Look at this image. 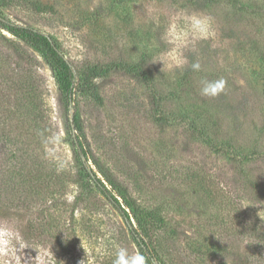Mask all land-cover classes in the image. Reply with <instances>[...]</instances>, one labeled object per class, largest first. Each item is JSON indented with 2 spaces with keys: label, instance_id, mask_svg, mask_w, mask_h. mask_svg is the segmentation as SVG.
<instances>
[{
  "label": "rangeland",
  "instance_id": "374dc122",
  "mask_svg": "<svg viewBox=\"0 0 264 264\" xmlns=\"http://www.w3.org/2000/svg\"><path fill=\"white\" fill-rule=\"evenodd\" d=\"M29 1L33 0H8L1 8L3 18L47 35L75 74L76 66L111 68L94 78L101 102L75 90L65 112L52 70L28 47L42 62L50 89L49 96L39 95L40 107L58 130L47 143L28 138L29 164H34V157L41 171L28 196L24 193L28 214L21 216L0 202V264H238L234 253L219 258L212 252L211 237L224 228L226 209L220 197H209L207 189L228 184L229 190H236L239 181L232 176L241 181L249 177L264 205V59L260 57L264 26L257 34L261 43L250 40L256 32L255 19L244 26L245 19H233L229 9L187 5V0H50L52 12H38ZM193 15L210 17L214 31L194 49L185 50L188 63L198 62L200 69L162 73L159 63H151L167 47L161 33L170 24L187 30V18ZM153 16L159 17V24ZM232 20L239 23V39L247 46L248 58L241 57L222 33ZM138 61L145 62L153 84L139 83L112 65ZM181 107L205 113L213 146L176 120ZM20 111L12 126L29 132V104L28 116L26 108ZM75 112L89 152L80 160L74 144ZM160 114L164 123L158 121ZM252 152L260 153V158L229 160ZM48 173L62 178L58 187H46L43 178ZM90 178L96 185L100 179L115 195L108 178L126 186L139 206L155 211L164 221L147 222L148 238L131 211L127 209V216L111 206L100 189L94 188L78 203L76 197ZM230 196H235L233 191Z\"/></svg>",
  "mask_w": 264,
  "mask_h": 264
},
{
  "label": "trees",
  "instance_id": "16d2710c",
  "mask_svg": "<svg viewBox=\"0 0 264 264\" xmlns=\"http://www.w3.org/2000/svg\"><path fill=\"white\" fill-rule=\"evenodd\" d=\"M7 1L0 0V202L4 206H8V209H14L19 215L26 216L28 214V188H33L34 180L41 178V171L36 169L38 163L34 157L32 158L34 164L31 166L35 167L32 168L29 164L31 155L28 151V138L36 143L41 141L47 143L49 138L57 134L58 130L56 123L45 115L40 107L41 103L38 99L41 96L39 95L49 96L50 89L46 84L47 76L43 71L42 62L32 50H28V47L35 49L44 63L52 70L56 78L58 102L65 112L68 111L70 102L74 100L75 90L87 92L95 101L101 102L102 98L97 91L94 78L102 76L105 72L107 73L111 67L100 68L96 64L83 68L76 66L75 74L72 66L60 53L56 43L47 35L3 18L1 8L7 5ZM29 3L38 12L53 11L50 0H33ZM118 3H121V1L118 0ZM192 3L205 4L225 11L229 9L233 19H235V16L245 19L244 26L250 25L251 20L255 19L258 21L254 24L256 32L252 33V29L250 40L254 38L256 42H260L257 34H261V27L264 26V4L255 0H187V5ZM224 26L222 33H224L225 38L227 37L231 44L236 45V49L241 52V57L248 58L247 46L239 39L241 37L238 33L239 23L232 20L227 21ZM253 46H255V53L258 46L255 44ZM260 55L264 59V54L261 53ZM193 56L191 57L193 58ZM208 57L210 59L211 55L208 54ZM191 63H188L189 65L184 68L191 69ZM112 65L121 68L139 83L148 86L153 84L152 74L145 67L143 61L134 63L118 62ZM241 96L246 103L248 94L244 92ZM28 104L32 127L29 132L13 127L11 123L14 118L19 119L18 116L22 112L20 110L24 108H26L28 116ZM205 117V113L201 110L191 111L188 107H181L176 120L188 126L192 133L204 143L213 146V137L206 126L207 118ZM158 121L164 123L166 119L160 114ZM73 123L77 131L74 143L75 153L80 160L82 156H87L89 152L84 142L77 112L74 113ZM216 144L214 145L215 148L223 149L222 146ZM226 145L231 146L230 144ZM260 156V153H244L236 158L235 155L231 156L229 160L234 161L237 159L240 163H243L249 160H257ZM79 176L83 180L84 176L81 174ZM232 177L235 181H239L236 190H229L228 184L221 189L215 188L212 184L207 189L209 197L211 199H219L220 197V202L225 203L224 207L226 209L224 211L226 216L224 228L218 234H213L214 237H211L213 239L212 252L216 253L219 258H227L234 253L238 264H264V205L261 203L249 177L244 178L243 181L235 174ZM43 179L47 180L45 183L48 189L56 188L62 182V178H54L52 173H48ZM97 181L99 185H96V182L91 178L89 181H85L82 194L76 197L78 203L85 195H89L94 188H98L111 206L127 216L129 215L127 209H129L137 222L138 229L148 238H150V233L147 222L158 220L161 223L164 221L163 217L155 211L139 206L137 201L129 194L126 186L108 178V183L117 190L115 195L107 189L100 179H97ZM1 190H6L10 194L5 193L6 195H4ZM232 191L235 194L233 198L230 196ZM14 193H16V197L19 195L18 199L10 198ZM225 197L229 198V203ZM230 209L233 211L232 216H230ZM231 217H234L233 221H230ZM25 227L24 232L28 235V225ZM220 244H223V246H220Z\"/></svg>",
  "mask_w": 264,
  "mask_h": 264
},
{
  "label": "clouds",
  "instance_id": "9594fccd",
  "mask_svg": "<svg viewBox=\"0 0 264 264\" xmlns=\"http://www.w3.org/2000/svg\"><path fill=\"white\" fill-rule=\"evenodd\" d=\"M154 23L159 24V17L153 16ZM188 29H179L175 24H170L160 35V40L167 45L157 52L151 63H159L160 71L176 72L188 64L185 50L195 48L201 39H208L214 35L212 20L207 16L193 15L187 18ZM201 65L196 62L191 64L193 70L198 71ZM119 255V254H118Z\"/></svg>",
  "mask_w": 264,
  "mask_h": 264
}]
</instances>
